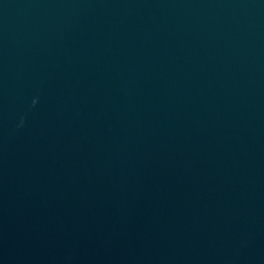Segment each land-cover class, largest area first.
<instances>
[{
  "label": "water",
  "instance_id": "water-1",
  "mask_svg": "<svg viewBox=\"0 0 264 264\" xmlns=\"http://www.w3.org/2000/svg\"><path fill=\"white\" fill-rule=\"evenodd\" d=\"M0 261L264 264V0H0Z\"/></svg>",
  "mask_w": 264,
  "mask_h": 264
}]
</instances>
